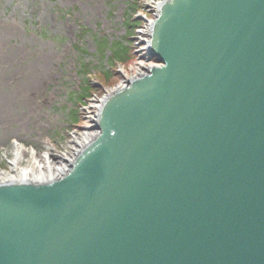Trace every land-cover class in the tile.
I'll use <instances>...</instances> for the list:
<instances>
[{
    "label": "water",
    "instance_id": "water-1",
    "mask_svg": "<svg viewBox=\"0 0 264 264\" xmlns=\"http://www.w3.org/2000/svg\"><path fill=\"white\" fill-rule=\"evenodd\" d=\"M155 13L69 170L0 183V264H264V0Z\"/></svg>",
    "mask_w": 264,
    "mask_h": 264
},
{
    "label": "rangeland",
    "instance_id": "rangeland-1",
    "mask_svg": "<svg viewBox=\"0 0 264 264\" xmlns=\"http://www.w3.org/2000/svg\"><path fill=\"white\" fill-rule=\"evenodd\" d=\"M131 2L0 0L1 171L11 174L14 159L19 168L34 161L47 167V159L58 165L59 156L72 154L73 135L85 128L96 132L91 119L99 100L140 66L155 63L145 43L158 0H139L134 14L128 11ZM127 13L138 21L128 36ZM102 40L107 44L101 49ZM122 40L125 62L111 64L109 45ZM103 71L112 73L106 81ZM85 79L91 84L88 98L75 104L73 94Z\"/></svg>",
    "mask_w": 264,
    "mask_h": 264
},
{
    "label": "bare ground",
    "instance_id": "bare-ground-1",
    "mask_svg": "<svg viewBox=\"0 0 264 264\" xmlns=\"http://www.w3.org/2000/svg\"><path fill=\"white\" fill-rule=\"evenodd\" d=\"M161 0H158V3H156L157 7L159 6V2ZM150 22V21H149ZM149 33V31H148ZM148 33H147V37H148ZM148 43V42H147ZM147 43H145V45L147 46ZM147 52V49H146ZM152 59V58H151ZM151 65H155V66H159L160 63H157L155 61L154 64ZM149 67H151L150 65H143L140 66V69L137 70L138 73H136L133 76L127 77L126 80H123L122 83L120 84V86H117L115 89L109 90V93H107V96L101 98L99 100V103L96 107L95 110V119H91L94 123V127L96 125V119H97V114L98 111L100 109V107L102 106V103L109 97V95L116 91V90H120V88L125 87L128 85L127 82H130L132 79L137 78L139 76H141L142 73H145L146 69H148ZM96 132L94 133H88V131L85 129H83V131L78 134L77 136L73 135L72 136V140L70 141V144L74 145L75 148L72 149V154L68 155L66 158H64L63 156L65 155H61L59 156V163L58 165L52 166L50 164V161L47 159V167H44L43 165H41L38 161H34V166H36L35 168H33V164H29L27 166H25V168H19V163L17 162L16 159H14L10 165H11V170L12 173L10 174L7 171H1L0 170V183H4V182H33V183H37V182H43V181H47L48 179L51 178H58L60 177L62 174L66 173L69 168L70 165L73 163V159L76 158L77 155H79V153L84 150V148L90 144V142H92V140H94V138L96 137L98 131L95 127Z\"/></svg>",
    "mask_w": 264,
    "mask_h": 264
},
{
    "label": "trees",
    "instance_id": "trees-1",
    "mask_svg": "<svg viewBox=\"0 0 264 264\" xmlns=\"http://www.w3.org/2000/svg\"><path fill=\"white\" fill-rule=\"evenodd\" d=\"M139 0H132V2L128 5L129 6V9L128 11L132 14L135 13V11L137 10V2ZM126 19L124 20V27L129 29V31L127 32L126 31V36H128L129 34H132L135 27H137L138 25H136L138 23V21H135V20H131V16L127 15L125 16ZM107 44V42L105 40H102V43L99 45V47L102 49L105 45ZM110 47V55L108 56V59L107 61H110L111 64H119V63H124L125 62V56L127 55V50H126V44L123 43V40L122 41H115L113 43H111L109 45ZM111 66V65H110ZM84 70H86V68H84ZM104 73V79L106 81V79H108V77L110 76L111 77V72L109 71H103ZM89 80L88 79H85L82 81V86L79 88V91L76 92L75 94H73V98L72 99H75L74 103L77 104V103H80L81 100H84V99H87L88 98V91L91 90V84H89L88 82ZM104 81V82H105ZM75 112H71V115L69 117H71V121H76V118H75Z\"/></svg>",
    "mask_w": 264,
    "mask_h": 264
}]
</instances>
